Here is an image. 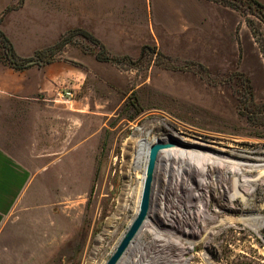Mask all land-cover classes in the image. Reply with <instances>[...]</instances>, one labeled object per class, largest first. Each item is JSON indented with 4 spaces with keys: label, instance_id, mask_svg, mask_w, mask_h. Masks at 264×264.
I'll return each instance as SVG.
<instances>
[{
    "label": "rangeland",
    "instance_id": "obj_1",
    "mask_svg": "<svg viewBox=\"0 0 264 264\" xmlns=\"http://www.w3.org/2000/svg\"><path fill=\"white\" fill-rule=\"evenodd\" d=\"M53 2L0 0V28L11 12H47ZM248 17L257 30L254 35L249 27L255 40L264 46V21ZM68 44L96 58L100 50L80 33ZM106 49L108 60L97 59L122 75H87L96 116L89 119L97 121L100 133L95 170L86 184L72 176L65 192L56 184L57 200L64 201L53 208L15 209L0 234V264L106 262L137 213L148 169L145 151L156 143L163 147L153 171L150 207L117 264H264V199L256 194V185L264 186V173L259 174L264 153L255 152H264V75L207 73L151 45L119 54ZM171 139L210 154L200 159L172 150ZM213 146L249 158H231ZM239 198L245 206H256L226 209ZM213 211L220 215L214 217ZM228 227L234 233H226Z\"/></svg>",
    "mask_w": 264,
    "mask_h": 264
},
{
    "label": "crops",
    "instance_id": "obj_2",
    "mask_svg": "<svg viewBox=\"0 0 264 264\" xmlns=\"http://www.w3.org/2000/svg\"><path fill=\"white\" fill-rule=\"evenodd\" d=\"M73 27L114 53L151 45L220 75H264L263 53L244 16L213 0H54L47 12L22 9L2 24L22 57ZM87 75L122 74L71 44L51 62L20 70L0 59V234L15 209L53 208L64 201L56 184L65 192L72 176L86 184L93 174L100 133L89 119L96 116Z\"/></svg>",
    "mask_w": 264,
    "mask_h": 264
},
{
    "label": "trees",
    "instance_id": "obj_3",
    "mask_svg": "<svg viewBox=\"0 0 264 264\" xmlns=\"http://www.w3.org/2000/svg\"><path fill=\"white\" fill-rule=\"evenodd\" d=\"M213 1L239 11L241 15L245 17V20L248 26L251 28L253 34L254 35L257 34L256 27L252 19L248 17V14H253L258 18H260L262 21H264L263 3H261L259 0H213ZM78 33L84 35L92 42L99 44L100 50L97 52V58L101 60H108V57L105 55V52H107L106 47L92 33L82 28H73L66 31L55 44L36 51L35 54L30 57H22L18 55V53L14 48L13 43L6 35V33L0 28V47L3 49V53L0 54V59L6 62L7 64H9L11 67L19 70L28 68L35 64L49 63L52 60H54L55 54L59 53L63 49V47L72 40L73 36ZM260 47L264 55V46L261 45ZM146 48L149 47L145 46L143 50ZM124 58L131 60L127 56H125ZM186 62L196 65V67H199V69H203L208 73V69L202 64L193 61L190 62L186 61Z\"/></svg>",
    "mask_w": 264,
    "mask_h": 264
},
{
    "label": "bare ground",
    "instance_id": "obj_4",
    "mask_svg": "<svg viewBox=\"0 0 264 264\" xmlns=\"http://www.w3.org/2000/svg\"><path fill=\"white\" fill-rule=\"evenodd\" d=\"M152 141H154V140H152ZM152 143V142H151ZM219 143H222V145H227V146H230V147H235V146H237V145H232V144H230V143H226V142H219ZM218 143V144H219ZM149 144V143H148ZM167 144L169 145L170 144V146H172L173 148H172V150H174V149H176V151L177 150H182V149H184L187 153H189V154H191L193 157H195V158H200L201 159V157H202V155H209L210 154V152H208V153H206V152H202L201 150H200V148H196V147H193V146H191V145H188V144H186V143H183V142H181V141H177V140H173V139H171V140H169V142H167ZM210 146V145H209ZM214 147V149H216L217 151H220V152H224L225 154H227L229 157H231V158H235V159H239V160H243V159H247V158H249V156H247L245 153H237V152H233V151H231V150H229V149H224V148H219V147H217V146H213ZM206 150V149H205ZM164 151V150H163ZM162 151V152H163ZM256 153H264V152H262V151H260V150H256L255 151ZM148 153H149V148L147 147V150L145 151V163H147V161H149V155H148ZM159 154H160V151H159V153H158V156H159ZM164 155V154H163ZM204 158V157H203ZM210 167H212V166H210ZM224 167H226L225 165H224ZM212 168H214L215 170L217 169V168H219V167H215V166H213ZM255 173V172H254ZM253 172L252 173H250V174H254ZM262 173H264V171H260L259 172V174H262ZM147 176V171H146V173H145V177ZM222 180H225V179H222ZM222 180H218V182H221L222 183ZM220 183V184H221ZM140 186V185H139ZM218 186H219V184H218ZM228 186V185H227ZM143 187H144V182H142V184H141V187H140V194H139V196H138V200H137V202H136V205H135V212H136V210H137V213H136V215L138 214V211H139V207H140V199H141V197H140V195H141V193H142V190H143ZM223 187V186H222ZM224 188H225V185H224ZM230 188V187H229ZM218 189H219V187H218ZM227 190H229V189H227ZM264 190V186H262L261 184H257L256 185V191H257V199H264V194H262V191ZM225 192H227V191H225ZM224 192V193H225ZM247 194H250V193H248V192H246ZM152 194V193H151ZM218 195V194H217ZM218 198V197H217ZM150 203H151V198H150ZM245 202L242 200V199H236L235 200V203H234V205L233 206H231V205H225V207H226V209H228V210H230V211H241V210H244L245 208H254L256 205H255V203H254V205L252 204L251 205V207H249L248 205H246L245 206ZM149 207H150V205H149ZM260 210L262 211V212H264V207H261L260 208ZM136 215H135V217H136ZM220 215V211H213V216L214 217H217V216H219ZM134 217V218H135ZM134 218H133V220H134ZM132 220V221H133ZM132 221H131V223H132ZM234 222H236L237 224H239V222L238 221H234ZM130 223V224H131ZM130 224H129V226H130ZM128 226V227H129ZM223 227V226H222ZM221 228V227H220ZM128 229V228H127ZM225 229V228H224ZM126 232V231H125ZM125 232H124V234H125ZM226 233H234V230H233V228H230V227H228V228H226V231H225ZM123 234V235H124ZM123 235H122V237H123ZM121 237V238H122ZM116 247V246H115ZM114 251V250H113ZM112 251V252H113ZM112 254V253H111ZM110 254V255H111ZM105 263V262H104ZM104 263H102V264H104Z\"/></svg>",
    "mask_w": 264,
    "mask_h": 264
},
{
    "label": "water",
    "instance_id": "obj_5",
    "mask_svg": "<svg viewBox=\"0 0 264 264\" xmlns=\"http://www.w3.org/2000/svg\"><path fill=\"white\" fill-rule=\"evenodd\" d=\"M161 147H163V144L156 143V144H153L150 148L147 176L144 181V187L142 190V196H141L138 214L136 215V217L134 218V220L132 221L128 229L126 230L123 237L120 239L119 243L115 247L110 257L107 259L105 264H117L119 259L122 257L123 253L129 246L132 239L136 236V234L142 227V224L144 222V219L146 218L149 205H150L153 171H154L158 153Z\"/></svg>",
    "mask_w": 264,
    "mask_h": 264
},
{
    "label": "built area",
    "instance_id": "obj_6",
    "mask_svg": "<svg viewBox=\"0 0 264 264\" xmlns=\"http://www.w3.org/2000/svg\"><path fill=\"white\" fill-rule=\"evenodd\" d=\"M66 95H67L68 97H70V96H72V92L69 91V90H67Z\"/></svg>",
    "mask_w": 264,
    "mask_h": 264
}]
</instances>
